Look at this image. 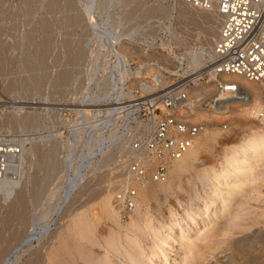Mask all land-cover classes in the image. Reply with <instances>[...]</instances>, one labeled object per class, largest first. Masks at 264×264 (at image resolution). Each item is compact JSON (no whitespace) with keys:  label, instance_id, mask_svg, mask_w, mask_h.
Segmentation results:
<instances>
[{"label":"rangeland","instance_id":"rangeland-1","mask_svg":"<svg viewBox=\"0 0 264 264\" xmlns=\"http://www.w3.org/2000/svg\"><path fill=\"white\" fill-rule=\"evenodd\" d=\"M219 26L215 10L184 0H0V150L18 148L26 156L7 158L5 186L14 190L0 189V264H127L146 247L143 264L151 231L172 226L189 199L194 213L198 198L214 205L224 197L226 181L216 186L207 178L243 139L264 130L254 117L235 119L229 102L227 109L203 112L207 126L197 141L208 132L215 138L194 165L178 178L169 171L166 192L155 189L127 217L114 201L124 156L103 160L115 128L99 126L122 93L131 97L141 83L154 91L153 77L161 87L172 79L154 65L174 72L177 62L165 50L184 52L189 67L193 57L206 55L205 38ZM165 33L168 40L156 39ZM90 93L100 101H87ZM107 197L115 217L103 210ZM176 235L178 252L155 264H264V166L221 213L183 234L186 241Z\"/></svg>","mask_w":264,"mask_h":264},{"label":"built area","instance_id":"built-area-1","mask_svg":"<svg viewBox=\"0 0 264 264\" xmlns=\"http://www.w3.org/2000/svg\"><path fill=\"white\" fill-rule=\"evenodd\" d=\"M184 3L195 9L215 10L220 15V29L211 54L202 56L205 63L197 71L190 69L189 60L181 56L184 52L168 48L163 53L177 62L172 67L174 72L166 71L157 62L154 65L172 79L161 87V80L153 77L154 91L145 92L140 85L131 91V97L123 99L124 107L100 116L99 126L105 132L115 128L111 142L129 140L122 149L124 165L116 190V200L125 212L137 204L135 184L168 180L171 163L181 158L205 130L204 111L226 109L225 103L231 97L247 100L252 96L236 82L222 79V74L242 75L264 85V0ZM167 36L159 34L156 39L165 42ZM112 78L116 79L114 74ZM254 118L264 127V106L255 111ZM7 168L9 165L2 160L0 183Z\"/></svg>","mask_w":264,"mask_h":264},{"label":"bare ground","instance_id":"bare-ground-1","mask_svg":"<svg viewBox=\"0 0 264 264\" xmlns=\"http://www.w3.org/2000/svg\"><path fill=\"white\" fill-rule=\"evenodd\" d=\"M219 29H220V26L218 29H215L212 33H210L207 38H205L204 43L206 46V55L211 54L210 50L213 47L214 41L217 38ZM198 50L200 51L201 47L198 48ZM124 53H125V51L122 54L123 58H125ZM174 58H176V57H174ZM193 58H192L191 62L189 63L190 64L189 67L191 69H196L198 66L196 61H198L197 59H200V57H196V59L195 58L193 59ZM204 63H205V61H203V58L201 57L198 64H200V66H201ZM221 78L224 80H232V81L236 82L240 86L241 89H244L245 91L252 94V96L249 97L247 100L236 99L235 97H231L228 99V101L230 103L229 104L230 106L228 108L235 110V111L234 110L231 111L233 113L232 115H234L235 119L241 120L242 118L254 117L255 111L264 106V85L261 84L260 82L250 80V79H248L242 75H238V74H226L225 73V74L221 75ZM158 80H161V79L158 77ZM142 85L146 86V84L141 83V86ZM148 87H150V86H148ZM122 94L119 97H117V100L119 99V101H118L119 107H114L112 109L105 110L107 115H111L114 113L115 110L125 106L124 102H126V101H123V99H125V98L122 97L123 96ZM127 95H128L127 97H130L129 94H127ZM100 99H101V96H99L97 94L94 95V94L90 93L88 96H86V100L89 102H92V101L95 102L96 100H97L96 102H98V101H100ZM120 101H122V104H120L121 103ZM225 104H228V103H225ZM118 105H116V103L114 104V106H118ZM237 108L238 109L240 108V109L238 110ZM87 111H86V113H87ZM94 111H96V110H94ZM226 111H224V112L222 111L221 113H226ZM31 119H32L31 114H28V117L26 119V124L28 127H31V125H32ZM261 127H263V126H261ZM114 135L115 134L112 133L110 138L112 139L114 137ZM214 138H215V135L213 133H210V132L206 133L203 136V138H201L199 141H197L193 147L189 148V150L181 158H179V159H177L171 163L170 168H169V171L171 172V174H173L175 177L178 178L181 174L187 172L192 167V165H194V163L197 160L201 150L204 147L210 145L211 141ZM128 141H129L128 139H124L121 142L109 141L108 144H106V146L104 145L107 148V151L104 152V149H106V148L103 149V155H104L103 160L104 161H111V160L115 159V155L118 152L122 151L123 146L125 144H127ZM103 144H105V143L103 142ZM71 147L73 148V150H74V147L76 148V150H78V148H77L78 144H76L75 146L72 145ZM0 152H1L0 153V162L2 160L6 161L7 166H8V162H9V160H7V158H9L10 156L13 158V157L21 155V160H24L26 157L25 152L22 153V151H18V153L16 151H12V152L6 151V153H5V150L1 149ZM3 153H5V154H3ZM122 156H124V155L120 154L119 158H121ZM52 164H54L52 166L55 169L56 163H52ZM120 164H121L120 166H122V168H123L124 159L122 160V162ZM263 166H264V130L261 132H257L256 134L254 133L253 136H249V138L246 137L245 139H243L242 143L239 145V150L236 152H233V154H230L229 156H227V158L224 161L223 169L220 172L216 173L214 177L207 178L209 181H212L213 183H215L216 186H219L221 184L222 180L226 181L223 184V191H225L224 197H221L214 205H208L205 202L200 201L201 198L200 199L198 198L199 203L196 202L197 204H195V206L193 207L194 213L191 212L192 210L191 211L189 210V203L192 201L191 199H189L187 201V204H185V207L182 208V210H183L182 213L177 218V220H175V222H173L172 226L170 224L169 225L161 224V226L158 228V230H152L151 231V236H152V239L154 240V242H153L152 246L148 247V250L150 249V253L147 255L148 258H147L146 262H144L143 264H155V262L157 263L159 258L166 257L167 253H171V252L177 253L178 251H176L174 249L177 246L176 244L178 242V237L176 234L180 233L181 234V235H179L180 240H182L183 242L186 241L183 234L191 233V231L193 229H195L199 225L201 220H203L204 218L210 217V216H217L219 213H221L223 211V209H225L227 201L230 200L231 196L241 192L243 190V188L246 186V184H248V182L254 176L255 170L257 168H261ZM8 171H9V168H7V171L5 172V174L3 173V175H2V177H3L2 181L3 182L0 183V186L1 185L4 186V187L1 186L0 189L5 190L7 192L6 195H10L11 193H13V190H14L13 189L14 186H13V188H11L12 186L11 187H8L7 185L5 186L6 180L8 178V175H7ZM229 175H232L231 176L232 178L230 180H227V177ZM168 179H169V177H168ZM119 180L117 182H119ZM167 181L166 182H149L147 184H135L136 187L138 185H145V186L139 187V189H140V192H139L140 197L139 198H138V188H137V198H136L137 204L130 211L125 212L123 210V205L119 204V202L116 200L117 192L114 193L115 194L114 195L115 204L121 210V213L123 214V216L127 217L130 213H132L136 209L137 205H139V206L142 205V203L146 200L145 197L147 195H152L154 193L155 189H160L162 191V193L163 192L165 193L166 191L164 190L163 184L167 183ZM150 183H156V184H155V186H153ZM202 186H204V185H202ZM5 187L6 188L8 187V188L6 189ZM70 194H71V192H69V195ZM68 204H70V203L68 202ZM102 207H103V210L107 214L114 216V217H115V215L117 216V213L115 212V210L111 204V197H107V199H104L102 201ZM68 208H66V205H64L57 212L60 213L61 217H62L65 210ZM136 225L137 224H134V225L132 224L133 227H135ZM146 250H147V248L144 247L142 250H140V254L138 253L134 258H132L131 260L129 259V262L127 264H139V261H140L139 257L141 256V254L143 252L145 253ZM42 259H43V257H42ZM42 259H40V260H42ZM49 261H50V259H49ZM41 264H43V262Z\"/></svg>","mask_w":264,"mask_h":264}]
</instances>
